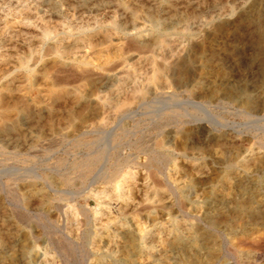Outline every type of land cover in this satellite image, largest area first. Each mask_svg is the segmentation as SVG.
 Listing matches in <instances>:
<instances>
[{
	"label": "rangeland",
	"instance_id": "374dc122",
	"mask_svg": "<svg viewBox=\"0 0 264 264\" xmlns=\"http://www.w3.org/2000/svg\"><path fill=\"white\" fill-rule=\"evenodd\" d=\"M0 264H264V0H0Z\"/></svg>",
	"mask_w": 264,
	"mask_h": 264
},
{
	"label": "bare ground",
	"instance_id": "6f19581e",
	"mask_svg": "<svg viewBox=\"0 0 264 264\" xmlns=\"http://www.w3.org/2000/svg\"><path fill=\"white\" fill-rule=\"evenodd\" d=\"M154 25H155V23H154ZM207 72V71H206ZM177 224H174L173 225V228H172V230L174 231V228H175V226H176ZM177 227V226H176ZM162 228V227H161ZM175 233V232H174ZM177 238H182L181 236H177ZM183 239V238H182ZM191 239V238H190ZM183 241V240H182ZM178 242H180V241H178ZM24 263H26V262H24Z\"/></svg>",
	"mask_w": 264,
	"mask_h": 264
}]
</instances>
